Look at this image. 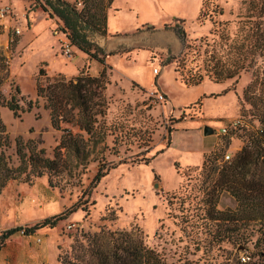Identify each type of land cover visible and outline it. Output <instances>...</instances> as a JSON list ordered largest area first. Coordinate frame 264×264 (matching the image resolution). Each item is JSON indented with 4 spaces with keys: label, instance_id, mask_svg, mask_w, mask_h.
<instances>
[{
    "label": "rangeland",
    "instance_id": "1",
    "mask_svg": "<svg viewBox=\"0 0 264 264\" xmlns=\"http://www.w3.org/2000/svg\"><path fill=\"white\" fill-rule=\"evenodd\" d=\"M208 1L216 12L199 20L202 0H113L111 8L117 13L107 20V26L119 35L93 38L96 44L102 43V38H110V45L115 44L105 51L115 54L104 59L108 61L109 84L101 123L107 130L108 150L103 159L85 168L65 160L66 167L58 177H52L55 187L49 186L46 176L31 186L21 181L7 185L0 196V217L5 221L0 225V236L9 229H26L53 216L62 214L64 219L54 228L28 237L12 235L10 243L30 254H6L2 264H60V257L72 255L75 240L83 242V235L102 227L139 230L145 245L168 264H225L232 259L242 262V257L247 261L253 255L258 259L259 248L253 247L256 235L246 245L216 242L218 224L207 218L212 203L207 193L212 190L213 177L202 171L206 156L213 153L216 165H220L222 156L223 161L227 154L232 158L243 146V130L258 126L254 111L243 98L252 73L242 72L223 84L206 78L192 88L179 83L180 74L185 72L177 64L182 46L172 27L185 31L190 50L184 65L195 68L204 51L224 48L214 30L225 26L231 37L236 17L244 13L248 0ZM53 19L36 0H0V48L9 62V81L28 100H37L39 69L49 78L61 75L70 79L80 73L94 76L102 68L88 57L78 65L81 61L73 57L71 49L66 55L65 42L52 40V35L60 34L58 21ZM147 68L158 70L157 75L152 72L153 87L148 91L128 76ZM156 91L165 96L160 106L152 104L150 97ZM3 92H9V85ZM37 103L36 109L20 118L0 107V120L10 142L4 154L14 167L18 165L14 148L17 138L43 149L45 157L52 159L63 135V131L52 128L44 99ZM234 121L237 131L221 135L220 129ZM204 127L213 133L204 136ZM101 147L98 144L96 150ZM100 165L105 176L94 186ZM235 205L227 193H222L214 210L234 209Z\"/></svg>",
    "mask_w": 264,
    "mask_h": 264
},
{
    "label": "trees",
    "instance_id": "2",
    "mask_svg": "<svg viewBox=\"0 0 264 264\" xmlns=\"http://www.w3.org/2000/svg\"><path fill=\"white\" fill-rule=\"evenodd\" d=\"M36 1L50 19L56 18L59 31L69 45L99 63L102 69L94 76L80 73L70 79L61 75L49 78L43 69H39L37 100L32 101L21 95L14 82L10 83L9 62L0 48V107L11 112L14 118H20L22 114L36 109L38 99L42 98L52 128L63 131L52 159L45 157L43 149H37L31 143H23L17 138L14 148L18 165L14 167L4 154L10 142L0 120V195L10 182L21 181L31 186L33 181L44 176L49 186L55 187L52 177H58L63 167H66L65 160L85 168L90 162L103 159L104 152L108 150L105 143L107 130L101 123L107 109L105 92L109 84L104 59L115 53H105L93 38L107 36V13L113 0ZM213 7L208 0H202L203 9L198 19L216 12V7ZM236 19L231 37L225 26L214 30L224 48L204 51L200 64L195 68L186 69L184 65V58L190 50L185 31L176 26L172 27V31L182 46L177 64L178 67L182 65L185 71L180 74L179 83L183 87H197L205 78L213 84H223L242 72L252 73V80L245 87L243 98L254 111L252 115L258 126L243 130V146L229 161H223L222 156L220 165H216V155L210 153L206 156L202 171H207V177H213L212 190L207 193L208 201L212 202L207 218L218 224L216 242L246 245L252 237L257 236L253 244L254 248H259L257 260L253 259V255L247 257V261L242 257V262L232 259L225 264H264V0L246 1L244 13ZM6 85H9V92L5 95L3 90ZM98 144H102V147L96 150ZM101 168L102 165L94 178V186L105 176ZM222 193H227L234 200V209L214 210ZM61 219H64L62 214L43 219L24 229L25 234L52 229ZM20 229H9L2 233L0 244ZM83 238V242L74 241L72 255L60 257V264H168L145 245L139 230L112 231L102 227L96 233L83 235Z\"/></svg>",
    "mask_w": 264,
    "mask_h": 264
},
{
    "label": "crops",
    "instance_id": "3",
    "mask_svg": "<svg viewBox=\"0 0 264 264\" xmlns=\"http://www.w3.org/2000/svg\"><path fill=\"white\" fill-rule=\"evenodd\" d=\"M73 1H76V0H73ZM79 1V0H77ZM199 7H197V10H198ZM196 10V11H197ZM117 13V10L113 9V8H110L108 10V13H107V20L109 18H111L112 16H115ZM53 20H56V18H54ZM57 21V20H56ZM59 23V22H58ZM108 27V26H107ZM112 34V35H119V33L115 32L114 30H111L110 28H108V34ZM57 38V39H56ZM59 38V39H58ZM110 38H107L106 41L105 39H101V40H104L102 41V43H98V45L104 50L106 51V49L109 47V46H113L115 45L114 43H112V45H110V41H109ZM52 40L59 44V40L62 41V42H68L66 37L63 35V34H57L56 36H53L52 35ZM70 49H71V52H73L74 54V58H78V60H80L81 62L78 64V65H83V61L86 60L85 58H87V56L85 54H83L82 52L78 51L76 48H74L73 46H69ZM73 58V59H74ZM72 59V60H73ZM105 64L107 66L108 64V61L107 59L105 60ZM133 68V67H132ZM102 69V68H101ZM100 69V70H101ZM110 71H112V67L110 66ZM131 80L141 89H144L146 91L148 90H151V88L153 87V84H152V70L150 68H147L145 69V71L143 73H140V74H136L135 71H132L131 75H128ZM162 92L166 95V93L164 92V90L162 89V87H160ZM169 97V96H168ZM200 131V129H199ZM206 151H202V153H205ZM208 152V151H207ZM5 190V189H4ZM3 193V192H2ZM2 195V194H1ZM0 195V196H1ZM5 224V221L3 219V217H0V225H4ZM11 237V236H10ZM9 237V238H10ZM8 238V239H9ZM6 239L4 240V242L2 244H0V264H2V262L6 259V254H9V253H14V252H18V256L20 254L24 255H29V251L26 250L24 247H21V246H15L14 243H10V241ZM11 261H15V260H18V259H15V260H12V259H9ZM22 260H24V263H25V259L23 258ZM22 260H20V262H22ZM27 261H28V258H27ZM23 264V263H22Z\"/></svg>",
    "mask_w": 264,
    "mask_h": 264
},
{
    "label": "built area",
    "instance_id": "4",
    "mask_svg": "<svg viewBox=\"0 0 264 264\" xmlns=\"http://www.w3.org/2000/svg\"><path fill=\"white\" fill-rule=\"evenodd\" d=\"M1 15H3V14H1ZM69 46L70 45H69L68 42H66L64 44V47L66 49V55L70 51V47ZM152 72H153L154 75H157L158 74V70L157 69H153ZM150 97L152 98V104H154V105L160 106V105H162L165 102V96L162 93H159L157 91L154 92V93H151L150 94ZM237 129H238V123L234 121V122H231L227 127L221 128L220 129V134L221 135H226L227 131H229V130L237 131ZM230 158H231V156L227 154V155H225L224 160L225 161H229ZM18 234H20V235H22L24 237L25 236L26 237L31 236V235H26L24 229H22V228L18 231ZM35 240L38 243L40 242V239L39 238H37Z\"/></svg>",
    "mask_w": 264,
    "mask_h": 264
},
{
    "label": "water",
    "instance_id": "5",
    "mask_svg": "<svg viewBox=\"0 0 264 264\" xmlns=\"http://www.w3.org/2000/svg\"><path fill=\"white\" fill-rule=\"evenodd\" d=\"M212 133H213V130L211 128H209V127H204L203 128V135L204 136L210 135Z\"/></svg>",
    "mask_w": 264,
    "mask_h": 264
}]
</instances>
